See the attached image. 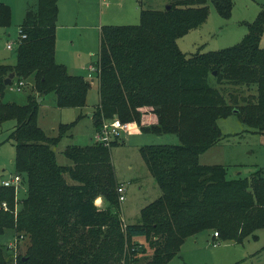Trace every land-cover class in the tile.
I'll return each instance as SVG.
<instances>
[{
	"label": "trees",
	"instance_id": "1",
	"mask_svg": "<svg viewBox=\"0 0 264 264\" xmlns=\"http://www.w3.org/2000/svg\"><path fill=\"white\" fill-rule=\"evenodd\" d=\"M207 1L167 0L169 8H140L138 23L100 27L91 62L98 94L91 112L94 128L116 117L135 122L143 134L178 137L177 143L139 146L160 194L141 207L140 221L125 224L110 160V147L123 141L68 144L62 152L71 163L62 164L53 146L72 123L60 122L51 136L37 124L38 98L53 91L58 107H82L91 81L68 73L56 60L57 0H36L35 8L26 9L16 62H0V123L15 122L8 138L15 147V174L25 180L26 192L19 198L13 184L0 182V235L11 229L16 241H28L23 254H9L0 246V264H168L185 239L202 230L238 242L264 227V170L228 178L223 164L198 161L222 138L218 118L234 113L248 127L264 131V46L259 45L264 9L247 22L237 43L183 52L176 39L206 19ZM211 2L222 16L230 14L232 0ZM10 23V7L0 2V27ZM10 72L22 82L33 78L35 93L25 103L3 99ZM210 74L216 83L255 91L241 98L229 93V101L210 84ZM146 113L155 121L144 123ZM146 248L151 255L141 261L138 254Z\"/></svg>",
	"mask_w": 264,
	"mask_h": 264
},
{
	"label": "rangeland",
	"instance_id": "2",
	"mask_svg": "<svg viewBox=\"0 0 264 264\" xmlns=\"http://www.w3.org/2000/svg\"><path fill=\"white\" fill-rule=\"evenodd\" d=\"M0 2L6 3L11 10L10 26L0 27V62L14 64L15 43L20 38L19 25L26 9L36 7V0ZM166 4L167 0H57V61L66 65L68 73L93 79L86 93V104L82 107H58L53 91L39 100L37 124L47 135H56L60 122L72 123L66 134L53 146L58 163H71L62 152L66 145H84L95 139L93 119L89 113L98 102L97 80L89 69V63L96 60L100 27L105 24L138 23L140 8L161 9ZM207 4L209 12L206 19L176 39V45L181 51L191 54L237 43L247 31V22L255 19L258 12L264 9V0H232L230 14L222 16L211 0ZM6 30L10 32L9 35ZM9 42L12 48L6 47ZM259 45L264 46V30ZM22 80L23 83L18 85V77L12 78L4 89V100L22 104L26 102L29 93H35L32 89L33 78ZM208 80L229 101V93L241 98L242 95L255 91V87L234 88L228 83H216L212 74L208 76ZM79 115L81 116L78 117ZM14 123L13 119L0 123V181L15 174L12 162L15 147L8 138ZM217 125L222 138L198 155L200 163L223 164L228 178L249 177L259 167L264 170V131L253 130L234 113L218 118ZM126 133L129 134V130L118 133L123 142L110 147V160L115 177L125 184V198L120 201L121 218L126 223H133L140 221L141 207L160 194V189L140 154L139 146L145 143H177L178 137L174 133H145L135 138ZM19 185L16 187V196L21 198L26 192L25 180L21 179ZM211 232L212 230L205 229L195 236L187 237L168 264H264V227L256 229V236L248 235L238 242L217 239L218 244L215 246L210 243ZM14 236L11 229L6 230L0 235V246L7 247L6 252L9 254H23L28 240L25 238L15 242ZM137 240L144 241V238L139 236ZM195 240L197 242L194 244ZM151 252V249L146 248L143 253L138 254L139 260L150 256Z\"/></svg>",
	"mask_w": 264,
	"mask_h": 264
},
{
	"label": "built area",
	"instance_id": "3",
	"mask_svg": "<svg viewBox=\"0 0 264 264\" xmlns=\"http://www.w3.org/2000/svg\"><path fill=\"white\" fill-rule=\"evenodd\" d=\"M18 34H19L20 38H23L25 36L24 34L19 33V32H18ZM20 38H19V40H20ZM15 44H17V43H15ZM6 47L12 48V44L9 42L6 44ZM89 69H90V71H95L96 67L91 64V65H89ZM22 83H23L22 81H19L18 85H21ZM124 130L125 131L129 130V122H122L116 117L111 118V119L104 118L101 121L100 127L98 129H95L93 136H94L95 140L100 141V142L108 145L110 140H112L114 138H119L118 133L120 131H124ZM20 180H21L20 176L15 174L14 176H11L9 178H2L0 182L4 185L13 184L15 187H17V186H19ZM117 191H118L119 201L124 200L125 184L119 183V185L117 186ZM2 204L4 205L5 202H3ZM123 224H125V223L123 222ZM212 235H213V239L210 240V243H211V245L215 246L218 244V240H217L218 239L217 238L218 233H217V231H213ZM15 242H16V240H15ZM12 244L13 243H9V245H12Z\"/></svg>",
	"mask_w": 264,
	"mask_h": 264
},
{
	"label": "crops",
	"instance_id": "4",
	"mask_svg": "<svg viewBox=\"0 0 264 264\" xmlns=\"http://www.w3.org/2000/svg\"><path fill=\"white\" fill-rule=\"evenodd\" d=\"M6 33L8 34H10V32L8 31V30H6ZM57 51V50H56ZM56 51H55V56H56ZM56 60H57V57H56ZM59 61V60H58ZM59 62H61V61H59ZM89 65H91V63H89ZM91 72H93L94 73V76H95V74H96V72L95 71H91ZM95 78H96V80H97V77L95 76ZM93 79L91 78L90 79V81H92ZM142 119H143V122L144 123H150V122H153V121H155V117L153 116V114H151V113H146V114H144L143 115V117H142ZM127 134V133H126ZM128 136H130V137H135V138H137V137H139V135L140 136H142L143 135V133H141L140 132V130H139V128H138V125L135 123V122H129V134H127ZM121 139V138H120ZM117 179V178H116ZM118 180V179H117ZM119 181V180H118ZM119 183L121 184H124L123 182H120L119 181ZM99 198V201H96V203L98 204V205H101L102 204V198L101 197H98ZM125 198V197H124ZM124 222V221H123ZM124 223H126V222H124ZM211 234V240L213 239V235H212V232L210 233ZM192 236H195V235H192ZM197 241L195 240V241H193V243L195 244Z\"/></svg>",
	"mask_w": 264,
	"mask_h": 264
},
{
	"label": "water",
	"instance_id": "5",
	"mask_svg": "<svg viewBox=\"0 0 264 264\" xmlns=\"http://www.w3.org/2000/svg\"><path fill=\"white\" fill-rule=\"evenodd\" d=\"M169 4H166L165 5V8H169ZM13 76H14V73L13 72H10L5 78H4V83L5 84H9L10 83V81L12 80V78H13ZM39 100H41V98H38V101ZM92 115V113H89V116H91ZM23 260L25 259V257H23L22 258Z\"/></svg>",
	"mask_w": 264,
	"mask_h": 264
}]
</instances>
